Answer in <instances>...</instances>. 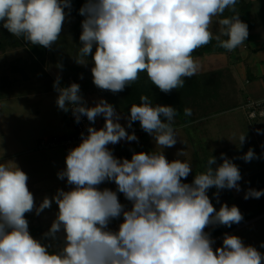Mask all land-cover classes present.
Instances as JSON below:
<instances>
[{"label":"clouds","instance_id":"9594fccd","mask_svg":"<svg viewBox=\"0 0 264 264\" xmlns=\"http://www.w3.org/2000/svg\"><path fill=\"white\" fill-rule=\"evenodd\" d=\"M237 0H86L79 9L84 17L79 36L81 47L75 62L86 65L92 58L93 84L113 94L133 85L144 72L164 93L184 86V78L195 75L198 65L192 53L213 38L218 46L232 51L248 37L247 25L238 14L218 21L220 34L213 37V17L226 9L235 13ZM71 0H0L3 28L32 45L51 50L58 41ZM68 9V11H65ZM226 36L227 39H221ZM95 51L93 52V49ZM63 70V64H57ZM82 78V77H81ZM58 74L53 88L58 109L71 110L76 123L89 121L87 135L81 133L78 146L68 150L65 168L57 173L70 190L57 189L37 206L28 188V175L14 162L0 163V264H262L264 254L245 245L235 235L224 234L221 247L213 249L209 226L231 227L243 216L235 205L213 206L207 192L241 191L239 168L224 153L217 164L211 156L204 171L191 183L187 160L168 161L162 149L174 147L178 134L173 127L177 109L153 105L148 95L132 104L127 128L138 121L160 151L133 152L131 160L117 158L109 145L137 141L119 122L121 114L104 99L89 106L80 85L60 86ZM191 109H184L190 116ZM97 117L105 123L93 127ZM257 134H264L257 129ZM246 133L238 136L239 146ZM264 148V145H261ZM183 150L177 153L183 157ZM240 159H258L249 148ZM215 165V167H213ZM114 182L116 191L98 186ZM117 192L132 203L131 210L119 202ZM264 190L249 188L244 199H259ZM58 206L56 218L43 239L29 232L26 213L39 216L52 203ZM123 216L118 231L109 229L111 220ZM61 232L64 233L60 236ZM59 242L54 246L52 242ZM260 247L264 248V243Z\"/></svg>","mask_w":264,"mask_h":264},{"label":"crops","instance_id":"0c3cea01","mask_svg":"<svg viewBox=\"0 0 264 264\" xmlns=\"http://www.w3.org/2000/svg\"><path fill=\"white\" fill-rule=\"evenodd\" d=\"M255 3L256 6L253 7V4ZM251 6L255 12L259 6L257 0H255V2L251 0ZM263 30L264 23L257 20L254 28L249 34L247 42L242 43L236 49L229 52L213 51L199 55H192L198 65L195 74L228 68L230 69L231 75H225V77H223L224 86L218 90L219 92L216 96H214L210 101H205L201 106L200 104L198 105L200 109L193 113V118L181 124L173 125L177 133L182 134V145L184 146L186 143L192 147V141L189 142L187 140L188 137H194V135L197 137L207 135V139H212L211 137L213 136L219 137L222 133L216 126L214 118H217L218 115L223 116L226 113L232 114L230 116L234 120V164H236L239 169L241 168L244 171L247 170V178L245 179L246 184L241 185L243 182L242 179L240 184L241 191L237 192L234 189V193L230 194L227 199L234 200V205L239 208L243 218H245L239 224H234V226H232H237L238 228L245 225L247 222H250V220L252 221L257 218L251 219L257 214L252 217L247 216V214L253 211L251 206L253 205L251 202L252 200H256L259 203V208L263 205V203L259 202L256 198H249L247 200L244 199L245 192L249 188L264 190V177L262 176L264 172V148L261 147V145H264V134H257V129L264 133V116L251 119L247 116V112L244 109L245 103H247L248 99L259 100L264 98V63L261 64L262 68H260V64L258 68L256 67L258 58L261 62H264V51L258 50L261 46L259 42L261 41ZM243 49H247L248 51L244 52ZM252 49H256L258 52ZM24 54L25 56H22ZM47 54L48 53H46L43 58H40L36 56L26 45L8 46L4 51L0 52V71H3L0 73V77L3 76L7 79V83L4 86H0L1 96L14 97L16 94V96L19 97L21 95L40 96V98L43 99V104H45L47 109H49L52 104V100L55 102L56 99V97H53L54 94H57L53 88V83L58 75V72H56L53 65L50 66V64H48L47 59L49 58L50 53L48 55ZM6 57L8 58V62L3 60ZM26 60L28 61L26 62ZM90 71L91 68L87 72L88 77L81 76L82 78L78 81L81 86V95L84 100L87 101V104L89 106H94V104L100 99L106 100L115 107L117 113L121 114L122 118L119 122L125 127L126 131L129 132V134L134 131L136 135L140 136L138 137V142H128L122 140L116 145H109V148L113 151L114 156L121 159L127 158L131 160L133 152H146L148 151V145H151L153 142L154 148L152 147L151 150L158 151L152 137H150L149 140H146L148 141V145L142 143V139H144V135H147V133L141 129L138 121L133 122L132 128H127V120L124 119V117L130 115L129 112L126 111V113L125 110L118 105V102L106 95L104 90L97 88L93 84V78ZM70 74L71 73H68L66 77L60 76V86L65 84L68 77L71 76ZM83 82H87V88L85 90L84 87L82 88ZM226 84L228 88L225 90ZM95 123L104 126L105 121L103 117H97ZM70 129L71 128L69 126L65 125L59 133H66L70 131ZM242 133H246V141L242 146H239L236 142H238V136ZM40 135H38L39 138L36 136L35 140L40 139ZM147 136L150 135L148 134ZM249 148H252L256 153V156L259 158L253 159L250 162H245L239 157L246 153ZM47 154L48 155H42V157H39V165L44 167L40 168V179H43L45 173L52 167L57 166L55 168L56 171L57 168H64L66 166L65 154L60 153L57 150L51 151ZM49 158L50 160L48 161L47 159ZM43 159L48 161L47 164ZM240 173L242 175L243 172ZM98 187L101 190L108 188L112 191H116L117 189V186H114V182H105ZM119 194L124 196L122 193L117 192L118 197ZM221 195L223 194H219V201L222 200ZM262 198H264V196H261L259 199ZM226 204L229 206L231 205L229 203ZM220 205H222V203H219V206ZM131 207L132 203L128 201L127 210H131ZM260 211L261 212L259 214L264 213V208ZM121 220H123L122 215L117 219L111 220L108 227L110 228L113 223ZM216 226H209L207 229L212 230ZM223 227L222 233L229 229L227 226Z\"/></svg>","mask_w":264,"mask_h":264},{"label":"rangeland","instance_id":"374dc122","mask_svg":"<svg viewBox=\"0 0 264 264\" xmlns=\"http://www.w3.org/2000/svg\"><path fill=\"white\" fill-rule=\"evenodd\" d=\"M253 1L255 2V0ZM260 1L262 7H264V0ZM260 1L257 0L258 4L260 3ZM255 6L256 3L253 4V7ZM251 12L253 13L254 9H252ZM219 20L220 19L218 18V16L213 17V23L212 25H210V31H212V33L214 34H217V31L215 30L222 27L218 23ZM77 22L78 20L76 16L72 13H70V15L66 17L58 41L52 46L51 50L47 52L48 54L50 53L47 62L48 64H50V66H54L56 72H58L57 74H59L60 76L66 77L68 73H71L70 75L74 77L75 80L79 81L83 71H89L90 67L92 68L93 64H91L92 59H85L87 62L86 65H80L75 62L72 48V39L75 37V31L78 28L76 27ZM259 44L261 46L259 45L260 47L258 50L264 51V30L262 31L261 41L259 42ZM258 50H256V52H258ZM243 51L246 52L248 50L243 49ZM22 56H25V54ZM3 60L8 62L7 57ZM27 61L28 60H26V62ZM263 63L264 62H261L258 58L256 67L258 68ZM57 64H63L62 71L57 68ZM260 68H262V65ZM2 72L3 71H0V73ZM217 78L218 83L214 82L213 84H211V89L215 90L219 85L220 90V88L224 86V78L216 77V79ZM6 83V77H0V86H4ZM82 84V88L84 87L85 90L87 88V82H83ZM227 88L228 87L226 84L225 90ZM16 95H14V97H3L0 94V163L14 162L28 175V188L33 193L35 203L38 206L46 196L49 198L54 196L57 189H64L65 191H68L71 188V186L67 184L66 179H58L57 173L63 168H57L55 171V168L57 166L49 169L45 173L44 178L40 179V168L44 167L39 165V157H42V155H48L47 153L55 150L65 154L66 156L69 149H65L59 146L53 148H40L39 141L41 138H48L52 135L60 134L59 131L62 130L65 125L71 128L72 122L67 116L66 112L58 109L56 105L58 94L53 95V97H56V99L55 102L52 100V104L49 109H47L46 105L43 104V99L40 98V96L21 95L19 97ZM126 111L127 110H125V112ZM230 115L232 114L226 113L223 116L218 115L217 118H214V121H216V126L222 133V135H220L219 137L213 136L211 137L212 139H207V135L201 137H197L196 135H194V137H188L187 140L189 142L192 141L191 147L186 143L183 146V141L181 138L182 134L177 133L178 138L176 145L171 148L162 149L165 157L170 162L176 159L187 160L188 162H190L192 166V172L189 174L188 178L191 182L193 181L196 174L204 171V164L206 163V160L211 156L216 157L217 164H220L223 162L220 159V154L224 153L234 163V120ZM38 135L41 136L40 139L35 140L36 136L38 137ZM147 135H144V139H142V143H144L145 145H148V141L146 140H149L151 137ZM136 136L140 137L138 135ZM153 143L151 145H148V151H146V153L152 152L151 148H154ZM157 150L160 151L161 149L157 146ZM181 150L185 152V155L183 157H178L177 153ZM43 160L47 164L50 158L47 159L48 161L45 159ZM213 167H215V165H213ZM239 171L243 172L241 175L243 182L241 184V181H239V184L245 185L247 170L244 171L240 168ZM262 176L264 177V172ZM216 191V188L213 187L207 192V195L209 196L216 210H219V208L221 207V205L219 206V203H229L231 204L230 206L228 205L229 207L234 205V200H227L230 194L234 193V189H232V191L228 189L220 190L219 194L222 193L223 195H221L222 200H220L219 202H217V199L214 196V193H216ZM258 201L262 202L263 205H261L259 208V203L256 200H252L251 202L253 203V205L251 206L253 208V211H249L250 213L247 214V216L249 217L257 214L255 215V217L251 218L253 219L257 217L255 220H250V222L245 221L247 223L239 228L237 226L232 228L228 227L229 229L226 232L220 234L219 236L217 235V237H211L215 241V243L213 244L214 250L215 248L222 246L224 234L227 233L229 235L240 237L245 245H251L255 247L259 252L264 254V248L260 247L261 243H264V216L260 215H264V213L259 214L261 212L260 210L264 208V198L258 199ZM57 211L58 206L55 204V202H53L51 208L45 209L39 216L35 214L34 210L31 213H26L25 218L29 222L30 235H32L35 239L41 240L42 243H49V240L43 239V234L50 228L52 222L56 218ZM58 235L63 236L64 233L61 232ZM52 243L55 246L59 242L57 241ZM262 264H264V262H262Z\"/></svg>","mask_w":264,"mask_h":264},{"label":"trees","instance_id":"16d2710c","mask_svg":"<svg viewBox=\"0 0 264 264\" xmlns=\"http://www.w3.org/2000/svg\"><path fill=\"white\" fill-rule=\"evenodd\" d=\"M85 3H86V0H71L72 8H71L70 13L75 15L78 20V22L76 23L77 24L76 27L78 28L75 31V37L72 39L73 40L72 48H73L74 57L78 56L79 48L81 47L79 36L82 32L81 22L84 19V17H82L79 14V9ZM65 10L68 11V9H65ZM251 11H252V6H251L250 0H237V4L235 5V13H233L231 10L226 9L222 15L218 16V18L221 20L223 18L231 17L234 14H238L239 19L247 25L248 33L250 34L257 20H260L261 22L264 23V13H263L264 7H262L261 1L259 3L258 9L253 13ZM220 30L221 28L215 30L217 31L216 32L217 34L213 33V37H215L216 35H219ZM249 34H248V37H249ZM248 37L244 42H247ZM221 39H227V37L221 36ZM15 45L28 46L31 49V51H33L34 54L40 58H43V56L49 51V49H46L42 46L32 45L30 43L25 42L22 38H17L13 36L11 33L7 31V29L3 28V21H0V52L4 51L8 46H15ZM252 50H256V49H252ZM94 51H95V48L93 49V52ZM213 51L229 52L228 50L219 47L218 42L215 40V38H213V40L209 44L196 49L192 53V55H199V54H203L206 52H213ZM85 59L91 60L92 58L91 56H89V57H86ZM87 72L88 71H83L81 76L88 77ZM225 75H228V76L231 75L230 69L226 68V69H219V70L211 71V72L195 74L190 78H187V77L184 78L185 83L182 88L173 89L170 93L166 94L162 92L154 84L151 83L146 73L141 72L139 74V79L133 85L126 86L124 91L118 92L116 94H113L111 91H108V90H104V92L110 98L118 102V105L122 107L123 109L127 110V112H130V107L132 104L139 105L141 103L140 102L141 95H148L153 105L172 106L176 108L177 116L175 117L173 125H178L183 122L189 121L191 118H193L194 117L193 113H195V111L200 109L198 106L199 104L201 106L205 101H210L214 96L218 94L219 85L217 86L218 88L215 90L211 89L210 85L213 84L214 82L218 83V78L216 79V77H225ZM91 76H92V73H91ZM69 77H72V76H69ZM80 89H81V86H80ZM186 108L191 109L192 114L190 116L184 115V109ZM46 148H51V147H46ZM182 182L190 183L191 181L187 177V179H182ZM232 226H234V224ZM223 228H224L223 225H217L214 229L208 230L206 228L205 231L209 232L212 237V236H216L222 233Z\"/></svg>","mask_w":264,"mask_h":264},{"label":"built area","instance_id":"2783aa9c","mask_svg":"<svg viewBox=\"0 0 264 264\" xmlns=\"http://www.w3.org/2000/svg\"><path fill=\"white\" fill-rule=\"evenodd\" d=\"M71 83H78L77 80H75L73 77H69L65 84L61 87H68L70 86ZM244 109L247 112V116L251 119L258 118L264 116V98L259 99V100H252L248 99L247 103H245ZM67 113V116L72 122L71 129L70 131L66 133H60V134H55L52 135L51 137L48 138H42L39 141V147L40 148H46V147H63L65 149H71L76 146H78L81 142V133H84L87 135V127L89 126V121L87 120L86 117H81L80 123L75 122V118L69 110ZM93 127L100 129L103 127V125L99 124H94L92 125ZM114 186L115 183H114ZM119 202L125 206V209L127 210V202L128 200L125 199L124 196L119 194ZM123 222V220L113 223L110 226V230L112 231H118L119 225Z\"/></svg>","mask_w":264,"mask_h":264}]
</instances>
